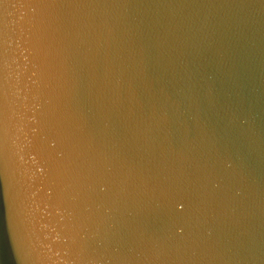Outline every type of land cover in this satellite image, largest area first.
<instances>
[{"label":"water","instance_id":"95a60500","mask_svg":"<svg viewBox=\"0 0 264 264\" xmlns=\"http://www.w3.org/2000/svg\"><path fill=\"white\" fill-rule=\"evenodd\" d=\"M0 264H264V0H0Z\"/></svg>","mask_w":264,"mask_h":264}]
</instances>
